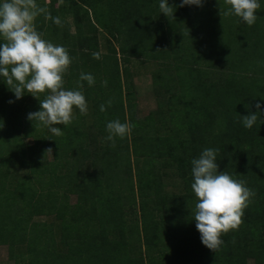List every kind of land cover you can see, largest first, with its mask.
<instances>
[{
  "label": "trees",
  "instance_id": "obj_1",
  "mask_svg": "<svg viewBox=\"0 0 264 264\" xmlns=\"http://www.w3.org/2000/svg\"><path fill=\"white\" fill-rule=\"evenodd\" d=\"M158 1L37 0L62 21L41 15L35 23L73 57L66 88L78 87L81 72L96 79L93 87L80 82L93 121L74 109L73 123L55 125L63 135L54 136L27 118L40 100L27 92L16 100L0 81V247L12 264H264V116L252 129L239 122L264 112V3L248 26L235 16L218 18L224 0L200 7L168 0L173 17L160 13ZM99 30L108 36L105 54ZM142 59L158 65V107L138 118L130 61ZM108 100L111 107L101 112ZM114 119L134 128L112 146L104 137ZM205 148L219 149V172L255 192L217 253L201 243L194 219L191 160ZM167 169L181 186L171 197L159 176ZM51 216L58 225L34 221Z\"/></svg>",
  "mask_w": 264,
  "mask_h": 264
},
{
  "label": "clouds",
  "instance_id": "obj_2",
  "mask_svg": "<svg viewBox=\"0 0 264 264\" xmlns=\"http://www.w3.org/2000/svg\"><path fill=\"white\" fill-rule=\"evenodd\" d=\"M226 8L220 9L222 17L235 16L248 26L254 25L260 16L257 15L264 0H224ZM203 5V0H181L180 7ZM160 13L167 17L174 16V7L168 0H160ZM43 16L61 26L62 21L53 17L46 7L37 0H0V81L6 83L14 93L15 99H21L30 93L40 100V110L29 113L30 121H37L54 136H62L63 130L55 125H63L64 129L75 119L74 109L81 115L88 112V103L83 92V81L89 87L96 84L91 73L81 72L78 87L65 88L64 76L73 62L68 49L60 44L46 40L36 27V19ZM99 60L100 53H93ZM107 86V81H102ZM40 94H45L43 100ZM9 103H14L10 100ZM112 101L100 105V111H107ZM255 107L260 110L261 104ZM264 112L257 111L241 116L239 121L245 129H252ZM264 120V119H262ZM264 124V123H262ZM3 124L0 122V127ZM134 124L114 119L106 124V142L115 146L117 138L129 136ZM47 152L52 154V149ZM219 149L205 148L198 157L191 160L193 190L198 201L195 205L194 219L196 229L200 233L201 243L217 253L225 241L224 234L237 230L242 224L244 209L252 203L255 192L246 186L243 180L234 179L226 171L219 172L217 156Z\"/></svg>",
  "mask_w": 264,
  "mask_h": 264
},
{
  "label": "rangeland",
  "instance_id": "obj_3",
  "mask_svg": "<svg viewBox=\"0 0 264 264\" xmlns=\"http://www.w3.org/2000/svg\"><path fill=\"white\" fill-rule=\"evenodd\" d=\"M160 1V0H159ZM157 2V4L159 3ZM62 2L60 1L58 3V6H61ZM218 18H222V16L218 15ZM65 22H67L70 25V33L74 34L75 28L73 25V20L70 16H64L63 19ZM206 32H204L205 34ZM98 42L100 45V53L105 54L106 53V40H108V36L104 33V31L99 30L98 31ZM112 43L116 45L115 41H112ZM158 65L154 62H148L144 59L142 60H131L130 61V71L132 73V86H133V91L134 95L136 98V116L138 118H144L148 116V114L151 113V110H156L157 109V98L155 96V91H154V76L158 74ZM171 74L173 77H175V71L173 69L170 70ZM212 75L209 76L211 78ZM213 78V77H212ZM65 80V88L67 85L66 78ZM168 95H165L163 99H166ZM152 111V112H154ZM92 107L91 104L88 103V112L86 114L87 116V121L92 122ZM74 114L76 115V112L74 110ZM28 144H32V140L27 141ZM47 160L49 162H52L54 160L53 153L47 154ZM170 169L167 170H162L160 176V182L163 185L164 188V193L167 194V196H175L180 193L181 186H180V180L176 177H173ZM165 173V174H164ZM27 174L26 171H21L19 172V175H25ZM135 181V178H134ZM137 193V192H136ZM138 198V195L136 194V199ZM63 199V198H62ZM65 200V199H63ZM138 200V199H137ZM67 201L71 206L75 205L77 203V197L74 195H69L67 197ZM136 213H137V218H140V212L138 207L136 206ZM35 222L42 223V224H51L54 223L56 225L59 224V222L55 219V216L51 217H40V218H35ZM57 227V226H56ZM0 264H12V262L8 258V250L7 247L1 246L0 247ZM248 264H254L252 261H249Z\"/></svg>",
  "mask_w": 264,
  "mask_h": 264
},
{
  "label": "crops",
  "instance_id": "obj_4",
  "mask_svg": "<svg viewBox=\"0 0 264 264\" xmlns=\"http://www.w3.org/2000/svg\"><path fill=\"white\" fill-rule=\"evenodd\" d=\"M154 111V110H151V112Z\"/></svg>",
  "mask_w": 264,
  "mask_h": 264
}]
</instances>
